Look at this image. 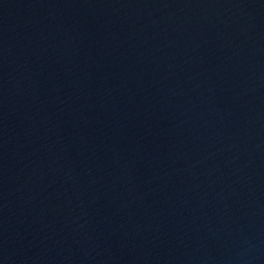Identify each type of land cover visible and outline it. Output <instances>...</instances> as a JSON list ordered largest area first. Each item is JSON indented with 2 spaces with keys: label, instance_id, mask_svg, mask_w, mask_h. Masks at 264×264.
Instances as JSON below:
<instances>
[{
  "label": "water",
  "instance_id": "obj_1",
  "mask_svg": "<svg viewBox=\"0 0 264 264\" xmlns=\"http://www.w3.org/2000/svg\"><path fill=\"white\" fill-rule=\"evenodd\" d=\"M0 264H264V0H0Z\"/></svg>",
  "mask_w": 264,
  "mask_h": 264
}]
</instances>
